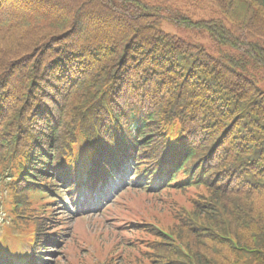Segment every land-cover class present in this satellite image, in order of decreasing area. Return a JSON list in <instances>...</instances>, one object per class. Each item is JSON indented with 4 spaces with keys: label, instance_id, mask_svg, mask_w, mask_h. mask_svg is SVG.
<instances>
[{
    "label": "trees",
    "instance_id": "16d2710c",
    "mask_svg": "<svg viewBox=\"0 0 264 264\" xmlns=\"http://www.w3.org/2000/svg\"><path fill=\"white\" fill-rule=\"evenodd\" d=\"M178 1L0 0V184L14 222L44 246L60 228L48 190L66 175L72 188L86 158L94 183L108 166L135 170L162 199L143 215L169 232L138 214L120 254L117 230L97 251L73 234L66 264H264V0Z\"/></svg>",
    "mask_w": 264,
    "mask_h": 264
},
{
    "label": "rangeland",
    "instance_id": "374dc122",
    "mask_svg": "<svg viewBox=\"0 0 264 264\" xmlns=\"http://www.w3.org/2000/svg\"><path fill=\"white\" fill-rule=\"evenodd\" d=\"M153 1L156 2L157 0H153ZM163 28L171 34H177V35L185 37V38H190L191 41H194L196 43H201L207 49H211L212 41L209 38H207V36L205 37V36L201 35L200 33H198V31H191V30L177 28L176 26H174L172 24H167V23H163ZM95 215H96V213H94L92 216H95ZM164 215H166V214L164 213ZM70 216L71 215H69L65 218V219H67L66 223L68 224V227L66 229L67 231L65 233H68V231H70L71 225L73 224V220L71 219ZM95 227L96 226H92L91 229L95 228ZM64 262H65V260L63 259V263Z\"/></svg>",
    "mask_w": 264,
    "mask_h": 264
}]
</instances>
